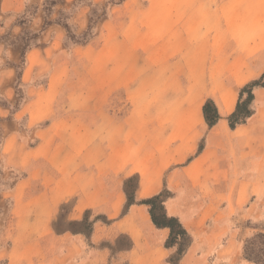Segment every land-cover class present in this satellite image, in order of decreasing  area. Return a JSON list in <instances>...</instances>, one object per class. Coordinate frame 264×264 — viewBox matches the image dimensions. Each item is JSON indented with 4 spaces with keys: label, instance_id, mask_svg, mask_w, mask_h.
Here are the masks:
<instances>
[{
    "label": "rangeland",
    "instance_id": "obj_1",
    "mask_svg": "<svg viewBox=\"0 0 264 264\" xmlns=\"http://www.w3.org/2000/svg\"><path fill=\"white\" fill-rule=\"evenodd\" d=\"M262 33L264 0H0V249L12 242L14 199L29 231L36 227L35 148L55 122L56 142L75 146V131L89 130L94 147L139 154L136 170L147 177L170 165L160 191L185 197L184 220L200 243L190 264H253L244 247L264 233V101H253L235 132L224 118L213 141L201 108L216 93L222 114L232 111L238 93L231 98L224 81L230 66L244 68L251 47L256 53ZM200 147L190 184L180 185ZM136 185L126 183L132 198Z\"/></svg>",
    "mask_w": 264,
    "mask_h": 264
},
{
    "label": "crops",
    "instance_id": "obj_2",
    "mask_svg": "<svg viewBox=\"0 0 264 264\" xmlns=\"http://www.w3.org/2000/svg\"><path fill=\"white\" fill-rule=\"evenodd\" d=\"M259 41L260 47L256 53L253 46L250 49L252 53L242 56L243 69L237 70V67L230 66V75L223 85L233 99L241 87L258 79L264 72V33ZM253 94L256 104L259 100L264 101V88L254 89ZM210 100L220 115V120L209 130L207 136L208 140L213 141L225 132L224 118L234 111L236 100L232 111L227 114H222L224 97L215 93ZM54 124L52 122L40 131V140L35 148V160L40 171L35 198L42 207L35 217L36 227L29 231L25 219L28 213L16 211L17 199H14V229L8 233L12 242L8 247L0 249V259L4 258L6 264H170L167 260L177 248L164 246L169 230L156 228L151 221L149 207L140 204L142 200L161 192V170L170 165L154 166V175L147 177L136 170L141 168L139 154L135 156L119 147L110 148L107 145L94 147L93 141L88 143L86 140L91 133L89 130L75 131L76 134L79 133L75 146L66 145L62 141L56 142L57 131ZM241 127L243 125L230 131L235 132ZM4 141L3 150L10 149L8 144L12 142V137L9 136ZM197 153L187 166L182 167L181 177L177 179L181 180L180 185L190 184L188 178L192 177L189 171L202 160L204 154L202 151ZM188 156L189 153L184 154L185 159ZM151 167L152 165L148 166V169ZM174 173L171 172L169 176ZM134 178H137L134 202L126 209V183ZM29 198L28 195L25 201H32ZM71 199L73 204L62 215V205ZM163 205L166 214L176 217L188 232L184 220L187 218L185 197L170 196ZM20 233L36 236L31 241L16 240V234ZM122 237L126 239L127 245L115 248V242ZM199 246L198 241L192 240L178 264L199 262Z\"/></svg>",
    "mask_w": 264,
    "mask_h": 264
},
{
    "label": "trees",
    "instance_id": "obj_3",
    "mask_svg": "<svg viewBox=\"0 0 264 264\" xmlns=\"http://www.w3.org/2000/svg\"><path fill=\"white\" fill-rule=\"evenodd\" d=\"M264 88V72L258 79L252 80L238 90V98L234 111L228 115V127L234 130L243 125L252 115L251 106L254 101V89ZM202 116L209 129L214 127L220 120L217 107L211 100H207L202 106ZM200 147L198 151H201ZM131 180H129L130 182ZM128 202L125 206L133 204L134 198L126 193ZM170 198L168 191H161L156 196L142 200L140 204L149 207V215L153 225L156 228H166L169 230V236L164 243L165 248H177V257L171 259L172 264H178L180 259L186 253L192 239L187 230L182 226L176 217L168 216L164 209V202ZM121 239L115 242V248H120ZM184 243V244H183ZM244 258L253 264H264V233H258L250 238L244 247Z\"/></svg>",
    "mask_w": 264,
    "mask_h": 264
}]
</instances>
